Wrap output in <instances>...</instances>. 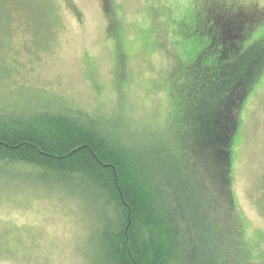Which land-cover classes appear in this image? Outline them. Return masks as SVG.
Wrapping results in <instances>:
<instances>
[{"label":"trees","instance_id":"trees-1","mask_svg":"<svg viewBox=\"0 0 264 264\" xmlns=\"http://www.w3.org/2000/svg\"><path fill=\"white\" fill-rule=\"evenodd\" d=\"M263 21L253 6L205 0L197 8L182 36L192 54L189 64L179 58L186 83L173 95L177 145L153 133L138 141L113 120L58 102H27L0 109V178L89 204L98 213L97 264H264L243 230L231 155L264 73V36L246 46Z\"/></svg>","mask_w":264,"mask_h":264},{"label":"rangeland","instance_id":"rangeland-1","mask_svg":"<svg viewBox=\"0 0 264 264\" xmlns=\"http://www.w3.org/2000/svg\"><path fill=\"white\" fill-rule=\"evenodd\" d=\"M204 1L0 0V109L58 102L113 120L138 141L153 133L162 146L177 145L173 95L186 83L179 58L191 63L183 37ZM217 1L264 10V0ZM256 28L246 46L264 36V21ZM219 50L217 43L211 53ZM238 50L239 43L225 54ZM231 155L243 230L264 253V73L240 115ZM82 205L0 178V264H97L98 213Z\"/></svg>","mask_w":264,"mask_h":264},{"label":"flooded vegetation","instance_id":"flooded-vegetation-1","mask_svg":"<svg viewBox=\"0 0 264 264\" xmlns=\"http://www.w3.org/2000/svg\"><path fill=\"white\" fill-rule=\"evenodd\" d=\"M231 6V5H230ZM246 7V6H245Z\"/></svg>","mask_w":264,"mask_h":264}]
</instances>
